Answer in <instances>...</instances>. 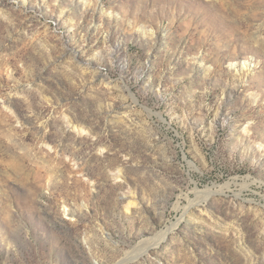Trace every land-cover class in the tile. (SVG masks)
Here are the masks:
<instances>
[{
  "label": "rangeland",
  "instance_id": "1",
  "mask_svg": "<svg viewBox=\"0 0 264 264\" xmlns=\"http://www.w3.org/2000/svg\"><path fill=\"white\" fill-rule=\"evenodd\" d=\"M124 259L264 264V0H0V264Z\"/></svg>",
  "mask_w": 264,
  "mask_h": 264
},
{
  "label": "bare ground",
  "instance_id": "2",
  "mask_svg": "<svg viewBox=\"0 0 264 264\" xmlns=\"http://www.w3.org/2000/svg\"><path fill=\"white\" fill-rule=\"evenodd\" d=\"M251 184H254V182H252ZM256 185H257V184H256ZM258 187L263 188L262 186H258ZM209 192H210V191H209ZM197 193H198V192H197ZM204 194H205V193H204ZM206 194H207V192H206ZM190 206H191V205H190ZM190 206H189V207H190ZM189 207H188V208H189ZM188 208H186V209H185L186 211H184V212L187 213V212H188ZM186 213H183V214H182V217H181L180 219H183ZM168 230H170V228H169ZM168 230L166 231V233L168 232ZM166 233H165V234H166ZM165 234H164V232L160 233V234H159V236H161L160 239L163 240V238L165 237ZM144 252L146 253V249H145V250H142V251L140 250V252H135L134 256H132L133 259H134V258H137V257H138V256H137L138 254H140V253H144ZM126 260H127V259H124V260H123L122 262H120L119 264H127V261H126Z\"/></svg>",
  "mask_w": 264,
  "mask_h": 264
}]
</instances>
